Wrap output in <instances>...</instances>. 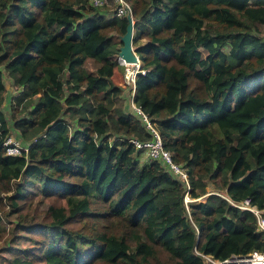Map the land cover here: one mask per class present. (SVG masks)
Returning <instances> with one entry per match:
<instances>
[{
  "label": "trees",
  "instance_id": "trees-1",
  "mask_svg": "<svg viewBox=\"0 0 264 264\" xmlns=\"http://www.w3.org/2000/svg\"><path fill=\"white\" fill-rule=\"evenodd\" d=\"M125 1L143 69L131 100L202 199L185 213L182 183L126 140L151 137L140 116L109 112L123 93L109 74L123 15L88 0H0V63L18 87L17 115L0 110V192L33 238L17 237L34 241L10 264H203L196 252L264 251L254 215L230 202L264 209V0ZM11 129L19 154L4 153ZM215 178L225 196L206 192ZM27 184L49 199L32 224L21 222Z\"/></svg>",
  "mask_w": 264,
  "mask_h": 264
},
{
  "label": "rangeland",
  "instance_id": "rangeland-1",
  "mask_svg": "<svg viewBox=\"0 0 264 264\" xmlns=\"http://www.w3.org/2000/svg\"><path fill=\"white\" fill-rule=\"evenodd\" d=\"M102 6V9L106 11H112L114 7L113 0H105V3L100 5L99 7ZM132 17V16H131ZM5 28L8 29H13L14 25L11 24L10 22L6 23ZM257 35L260 36L261 38L264 39V25H260L259 29L257 31ZM12 37V34L9 35ZM7 36L6 38H9ZM119 35H116L114 32H110L109 40L111 42H114L119 45ZM140 42H144L145 39L141 38L139 39ZM132 47H134L132 45ZM1 54V51H0ZM84 66L87 69H94L95 65L92 63L91 59L87 58L84 61ZM0 70L2 72V79L4 83V89L1 91V104H0V110H2V113L6 117L7 121L10 122L11 118L13 116L17 115V112L15 111L18 106L15 103H12V98L14 97V94L18 91V87L15 86L12 83L11 78L7 75L6 71L3 69L2 64L0 63ZM113 73V70L110 74L114 77L115 81H119L122 83V67L120 65L115 67V71ZM119 74H120V79H119ZM119 84V83H116ZM122 86V85H121ZM123 87L128 90V85L123 83ZM127 92V91H126ZM128 102V97L125 95V92L116 95L112 99V106L109 108V112H111V109L114 106H118L121 108H124L127 110V108L124 107L123 103ZM98 108H102V104H98ZM9 135L12 136L14 140H17L20 144H24V142L19 139L14 130L9 131ZM141 157H144V153H141ZM218 178H215L213 181L204 179L205 185L204 188L206 192H217L220 193L221 195L225 196V193L222 189L216 188ZM26 190L30 191L31 193V199L30 202L28 203L27 208L23 209L22 212L25 213V216L22 219V224L28 223H37L42 219V211L46 208V206L49 203V199L45 197L43 194L39 192L37 184H27L25 186ZM11 191H2L0 192V199L2 206L0 207V220H1V225H0V264H10V259L15 256L19 255L20 253L18 252L19 249H25L29 248L34 244V241L27 239V238H20L17 237L19 235L27 236L29 235L31 238L32 235L27 233L25 230L22 228L16 227V223L18 222L17 218V212L13 211L11 207L8 204V201L6 200V196L9 195ZM188 197L190 198L189 194ZM201 197L197 198H190L189 201L183 202V210L185 213H187L188 209V204L194 201L201 200ZM38 264H41L40 262Z\"/></svg>",
  "mask_w": 264,
  "mask_h": 264
},
{
  "label": "built area",
  "instance_id": "built-area-1",
  "mask_svg": "<svg viewBox=\"0 0 264 264\" xmlns=\"http://www.w3.org/2000/svg\"><path fill=\"white\" fill-rule=\"evenodd\" d=\"M92 6H100L105 3V0H88ZM114 7L112 12L115 16H124L127 12H130L129 6L125 0H113ZM117 64L122 67V80L124 84H127L133 89L134 77L137 72L142 73L143 69L140 68L139 62H125L123 59L117 57ZM133 94V91H132ZM131 94V96H132ZM130 108L134 110L143 121L145 127L150 131L151 137L148 139H138L134 136H127L126 140L129 141L135 149L141 150L144 153L145 159L156 160L160 165L171 173L176 179L182 183L184 189L182 200L184 202L189 201L188 189L189 181L188 174L185 166L180 162H176L171 158L170 152L163 148L161 145L160 137L153 123L141 112V110L135 106L130 97ZM117 137L111 138V142ZM119 139V138H118ZM5 154H19L21 150H26L25 144H20L17 140H14L11 135H6L2 141ZM199 197V196H198ZM197 198V197H195ZM234 206L240 209H246L250 211L255 217V228L264 232V209H259L255 205L250 204L248 198H244L239 201H230ZM203 264H264V251H251L247 254H234L231 253L224 258H216L209 253L196 252Z\"/></svg>",
  "mask_w": 264,
  "mask_h": 264
},
{
  "label": "water",
  "instance_id": "water-1",
  "mask_svg": "<svg viewBox=\"0 0 264 264\" xmlns=\"http://www.w3.org/2000/svg\"><path fill=\"white\" fill-rule=\"evenodd\" d=\"M125 28L122 34L119 35V45L117 49V57L123 59L125 62H139V59L132 47V33H133V20L131 13L127 12L125 15Z\"/></svg>",
  "mask_w": 264,
  "mask_h": 264
},
{
  "label": "crops",
  "instance_id": "crops-1",
  "mask_svg": "<svg viewBox=\"0 0 264 264\" xmlns=\"http://www.w3.org/2000/svg\"><path fill=\"white\" fill-rule=\"evenodd\" d=\"M114 71H115V68L113 69V73H114ZM113 73H112V74H113ZM120 77H121V76H120V74H119V79H120ZM110 78H112L113 82H115V83H119L120 85L123 86V81H122V83L120 82L121 80H119V81H115V79H114V77H113L112 75H111ZM123 91L125 92V95L128 97V102L126 101L125 103H123V105H124L125 108H127V110H131L129 100H130V97H131V94H132L133 89H131V87L128 85V90H126V88L123 87ZM126 91H127V92H126ZM123 109H124V108H123Z\"/></svg>",
  "mask_w": 264,
  "mask_h": 264
}]
</instances>
